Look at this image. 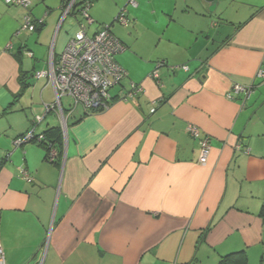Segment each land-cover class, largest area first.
<instances>
[{
    "label": "crops",
    "instance_id": "crops-1",
    "mask_svg": "<svg viewBox=\"0 0 264 264\" xmlns=\"http://www.w3.org/2000/svg\"><path fill=\"white\" fill-rule=\"evenodd\" d=\"M88 1L75 0L65 15L70 0H30L29 8L0 0V136L7 132L0 159L10 153L0 167L6 264H217L237 250L247 252L248 264H264V80L257 77L264 0L137 1L128 9L137 27L131 34L152 32L148 52L111 29L125 45L116 59L129 77L111 89L108 108H77L64 131L59 115L46 113L53 84L34 74L55 66L82 25L88 35L106 25L95 20L90 32L86 19L103 20L126 4L105 0L90 15L94 0L85 18L80 7ZM148 8L155 17L148 15L149 30ZM130 82L142 91L120 97ZM237 83L254 85L248 99L233 92ZM44 114L37 133L63 129L55 162L37 142L10 146ZM190 124L210 138L206 164Z\"/></svg>",
    "mask_w": 264,
    "mask_h": 264
},
{
    "label": "built area",
    "instance_id": "built-area-1",
    "mask_svg": "<svg viewBox=\"0 0 264 264\" xmlns=\"http://www.w3.org/2000/svg\"><path fill=\"white\" fill-rule=\"evenodd\" d=\"M9 5H18L29 8L30 0H4ZM76 5L75 0H70L67 4L64 14H68L71 8ZM88 1L80 7V12L83 17H88ZM128 5L137 7V0H127L126 4L120 9L117 20L123 25H128ZM26 27L30 31L37 28V24L32 20L30 14L26 16ZM125 46L120 39L111 31L109 27L103 26L93 35H88L85 25H82L81 30L69 41L63 53L57 59L55 66L50 71H38L34 75L37 78H48L54 86L55 101L47 106V112L55 111L62 123V128L67 131L68 120L74 115L77 108H81L83 113L103 110L109 107L113 100L111 89L116 85H121L124 80L128 79V71L123 68L117 61V54L121 53ZM32 54V53H30ZM188 70V66H183ZM153 77L158 79L157 70L153 73ZM259 79L264 80V69H260L257 73ZM142 87L135 82H130L128 91H121L123 94L136 95L142 91ZM254 89V85L234 84L233 92L239 94L246 92L248 94ZM64 98L69 99L66 104ZM155 108L152 109V112ZM44 115L35 117V124L38 125L44 119ZM27 131L23 136L18 137L14 144L15 146L23 145L27 142L36 140L41 142L44 139L42 133H37L36 125ZM188 133L199 139L201 144V152L199 162L206 164L211 153L210 138L201 134L198 126L190 124L187 127ZM248 152V150H247ZM55 156V152L53 157ZM1 165V164H0ZM23 178L27 181H32V177L27 169L22 171ZM0 264H6L5 255L2 246L0 245Z\"/></svg>",
    "mask_w": 264,
    "mask_h": 264
},
{
    "label": "rangeland",
    "instance_id": "rangeland-1",
    "mask_svg": "<svg viewBox=\"0 0 264 264\" xmlns=\"http://www.w3.org/2000/svg\"><path fill=\"white\" fill-rule=\"evenodd\" d=\"M105 0H97L95 3H93V5L89 8V14L92 15V12L96 11V9L98 8H101L103 3H104ZM127 0H125L126 2ZM138 2L140 0H137ZM176 2V0H168L167 4L169 5H173L174 3ZM138 7V6H137ZM129 10H132V5H128L127 7ZM119 11L120 9H117V11H113V10H110L106 13H104V19L103 20H98L96 19V17H91V20L87 21L86 19V23H87V26L89 28V31L92 32L97 26H98V23L97 22H94L95 20L99 21V22H103L105 23L106 25L110 24L112 21V25H111V29L113 30V32L120 38L122 39V41L128 43L129 41H131L133 39L134 43H136V49L141 51V52H144L145 54L148 52L147 50V44H149V40H151V37H153L151 34L152 32L151 31H146L144 29V27H141L142 29H140V33H136V34H133L135 32V29L132 25H130V22L128 23V25H123L119 22V20H117V16L119 14ZM149 11H150V8L147 9V12L144 11L146 13L147 16H144L142 17V19L144 20V24L145 26L147 27V22H148V15L150 17H152L153 15L152 14H149ZM152 18H155V17H152ZM92 21V22H91ZM147 30H149V28L147 27ZM131 32H133L131 34ZM129 44V43H128ZM128 50H131L129 48H127ZM126 50V51H128ZM125 51V52H126ZM124 52V53H125ZM120 54V53H119ZM123 54V53H122ZM120 54V55H122ZM118 55V54H117ZM63 101L65 102V107H67L66 104L69 103V99L67 98H64ZM78 111H81V108L79 107L78 108ZM7 135V132H3L0 136L1 140L4 141L5 139V136ZM15 141V139H13ZM11 140L10 141V146L12 145L13 148H15V144H14V141ZM7 148V146H6ZM13 151V149H12Z\"/></svg>",
    "mask_w": 264,
    "mask_h": 264
},
{
    "label": "trees",
    "instance_id": "trees-1",
    "mask_svg": "<svg viewBox=\"0 0 264 264\" xmlns=\"http://www.w3.org/2000/svg\"><path fill=\"white\" fill-rule=\"evenodd\" d=\"M93 1L94 0H89L90 4H92ZM128 17H129V13H128ZM129 20H130V17H129ZM104 26L109 27L111 29V25H104ZM123 45H124V43H123ZM121 91H123V89H121ZM119 96L122 98L124 97L123 93H121V92H120ZM34 122H35V120L33 119L32 126L28 130H30L34 126V124H35ZM38 125H36V127ZM27 131L20 134L19 136H17L15 138V140L18 137L25 135L27 133ZM42 134L44 135L45 138L42 139L41 142H37L36 140H34L32 142H37L41 145H45L46 150H47L46 159L55 162V157L57 155H58V157H60L61 153H62L63 129L61 128V126L51 127V128H48L47 130H45ZM54 152H55V156L53 157ZM9 156L10 155L8 154L6 157L2 158V160L0 161V164H2L4 160L9 159ZM0 167H1V165H0ZM263 213H264V209H263ZM217 264H248L247 252L245 250H237V251H232V252L226 253V254L221 256V258ZM261 264H262V261H261Z\"/></svg>",
    "mask_w": 264,
    "mask_h": 264
},
{
    "label": "water",
    "instance_id": "water-1",
    "mask_svg": "<svg viewBox=\"0 0 264 264\" xmlns=\"http://www.w3.org/2000/svg\"><path fill=\"white\" fill-rule=\"evenodd\" d=\"M207 1H209L210 3H214L216 0H207ZM211 9L212 10H214L215 9V5H213L212 7H211ZM254 92V89L251 91V92H249L248 94H247V96H246V99H248L250 96H251V94ZM16 147V146H15ZM7 154H10L9 152L7 153ZM2 160V158L0 159V161Z\"/></svg>",
    "mask_w": 264,
    "mask_h": 264
}]
</instances>
